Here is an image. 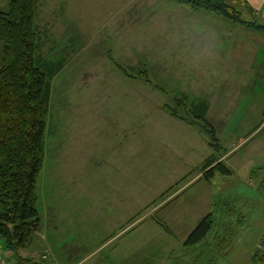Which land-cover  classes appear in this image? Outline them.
<instances>
[{
  "label": "rangeland",
  "instance_id": "374dc122",
  "mask_svg": "<svg viewBox=\"0 0 264 264\" xmlns=\"http://www.w3.org/2000/svg\"><path fill=\"white\" fill-rule=\"evenodd\" d=\"M36 24L39 54L63 68L37 180L42 227L22 256L252 264L264 240V34L174 0H39ZM175 98L210 102L218 150L202 121L164 109L186 114ZM214 153L232 173L209 183L201 167ZM211 212L206 238L186 244Z\"/></svg>",
  "mask_w": 264,
  "mask_h": 264
},
{
  "label": "trees",
  "instance_id": "16d2710c",
  "mask_svg": "<svg viewBox=\"0 0 264 264\" xmlns=\"http://www.w3.org/2000/svg\"><path fill=\"white\" fill-rule=\"evenodd\" d=\"M38 1L9 0L6 10L0 8V250L7 264H51L54 260L48 252L43 254L45 258L37 261L21 254V249L32 242L33 236L42 227L36 206L37 180L46 156L45 134L52 81L63 68L62 59L45 60L39 54ZM174 1L196 12H208L234 25L264 34V19L246 0H232L237 6L227 0ZM244 10L249 18L243 16ZM115 64L126 76L134 77L136 71H132L131 67ZM140 76L144 80L149 79ZM153 85L163 89L156 83ZM175 99L176 104L188 106L186 114L178 113L177 108L171 105L164 106V109L191 124H194V118L202 121L203 124L198 123L211 134V147L218 150L220 142L215 128L206 118L209 109L207 100L198 99L186 105L183 99ZM201 168L204 171L202 177L209 182L218 173H232L215 153L203 162ZM212 225L211 212L198 223L185 243L196 245L202 242ZM252 264H264V242L262 248L256 250Z\"/></svg>",
  "mask_w": 264,
  "mask_h": 264
},
{
  "label": "crops",
  "instance_id": "0c3cea01",
  "mask_svg": "<svg viewBox=\"0 0 264 264\" xmlns=\"http://www.w3.org/2000/svg\"><path fill=\"white\" fill-rule=\"evenodd\" d=\"M251 6H252V8H254L257 12H258V15H259V17L261 18V19H264L263 17H262V9L264 8V0H246ZM228 28V27H227ZM230 28H232V30L234 31V30H237L238 28H233V27H230ZM229 29V28H228ZM241 29H244L245 30V28H241ZM235 32V31H234ZM206 38H208V39H212V38H214V36L213 37H211V36H208V35H206L205 36ZM248 40V39H247ZM237 40H234V42H232V44H231V47L232 48H234V47H242V43H240V42H236ZM254 44H255V42H253ZM263 43V42H262ZM232 51H234L233 49H232ZM231 51V52H232ZM215 54H221V53H215ZM233 54H234V52H233ZM222 57V56H221ZM224 60V59H223ZM195 100H197V99H195ZM194 100V101H195ZM207 102H208V104H209V109H208V112H209V110H210V102L207 100ZM208 114V113H207ZM180 121H182L183 122V120H181L180 119ZM185 122V121H184ZM207 182H209V181H207ZM209 183H212V181H210ZM39 255V254H38ZM41 255V254H40ZM39 258H40V256H39ZM38 258V259H39ZM71 263H73V264H82L83 263V260L82 261H73V262H70V264Z\"/></svg>",
  "mask_w": 264,
  "mask_h": 264
},
{
  "label": "built area",
  "instance_id": "2783aa9c",
  "mask_svg": "<svg viewBox=\"0 0 264 264\" xmlns=\"http://www.w3.org/2000/svg\"><path fill=\"white\" fill-rule=\"evenodd\" d=\"M262 16L264 17V8L262 9ZM43 258H45V255H44ZM0 264H6L5 260H4L3 256H2L1 250H0Z\"/></svg>",
  "mask_w": 264,
  "mask_h": 264
},
{
  "label": "water",
  "instance_id": "95a60500",
  "mask_svg": "<svg viewBox=\"0 0 264 264\" xmlns=\"http://www.w3.org/2000/svg\"><path fill=\"white\" fill-rule=\"evenodd\" d=\"M263 242H264V240L261 242V244H260V246H259V249L262 247V245H263Z\"/></svg>",
  "mask_w": 264,
  "mask_h": 264
}]
</instances>
